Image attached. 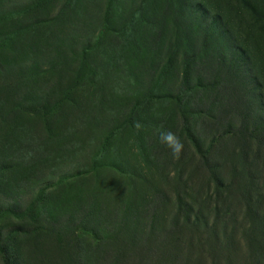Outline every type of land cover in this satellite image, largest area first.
<instances>
[{
  "label": "rangeland",
  "instance_id": "obj_1",
  "mask_svg": "<svg viewBox=\"0 0 264 264\" xmlns=\"http://www.w3.org/2000/svg\"><path fill=\"white\" fill-rule=\"evenodd\" d=\"M110 1L0 0V27L21 32L16 45H4L0 38V264H149L146 260H131L122 249L117 250L126 242L125 233L121 231L117 235L110 225L94 219L93 213L99 209L93 204L92 193L99 190L95 197L102 207L100 212L105 214L109 208L107 198L121 193V187L116 192L109 189V184L116 187L120 181L123 186L125 181L121 182V176L106 171L100 178H90L89 189L80 181L82 172L96 163L98 167L116 166L125 156L130 159L118 139H113L107 152L101 145L108 139L109 131L121 134L123 121L137 115L133 112L134 103L147 94L159 99L175 97L184 84L194 88L199 83L213 86L218 92L226 89L221 91L226 92V98L221 95V103L211 108L214 111L210 115H222L227 125L215 128V124L210 125L207 119L202 121L199 117L192 119L190 126L200 139L203 152L212 134L222 138L227 133L238 134L237 148L255 147L243 161L233 160L245 165L246 171L254 176L258 145L252 141L247 144L245 135L256 131L264 144V0H121L120 9L113 3L111 6ZM65 11L66 20L61 17ZM122 20L127 24L125 30L120 29ZM52 21H56L55 26ZM42 22L46 26L44 32L36 29ZM112 23L117 34L102 37L100 33L112 28ZM73 25L77 26L71 34L77 40L72 44L76 51L89 46L93 54L88 62L95 66L100 81L95 90L102 87L109 97L105 110L97 105L93 107L91 96L96 92L90 95L89 90L94 87L81 88L79 81L74 86L76 79L62 77L64 70L74 71L77 65L71 57L61 64V74L54 73L64 80L60 84L63 87L55 86L51 75L43 74L48 70V60H44L42 51L46 41L49 37L69 36ZM119 35L127 37L129 44L146 60L138 70H130L134 63L131 60L128 63L126 58L118 60ZM105 58L112 60L110 65L102 63ZM161 72L162 81L158 79ZM36 73L43 75L42 79L36 80ZM53 86L57 94L54 100L50 95ZM202 92L197 91V99L203 98ZM189 95L190 98L181 96L182 105L188 106L189 111L192 105L198 114L208 110ZM31 104L39 112L48 108L50 113L35 117L28 116L27 112L22 114L20 108L27 109ZM236 107H240L244 116ZM155 108L151 109L153 124L146 120V112L136 117L153 127L144 131L155 136L146 146L150 156L156 158L161 156L156 141L160 140L158 132L164 127L160 123L163 116L169 126L175 121L176 129L183 123L178 111H173L172 118L171 104ZM220 108L229 113L216 114ZM94 116L99 128L92 125ZM64 124L74 127L57 130V126ZM57 141H62L67 149L73 148V152L62 156L57 151L59 145L53 146V150L52 145ZM45 145L55 154H48ZM186 151L189 153V149ZM260 168L264 172V164ZM262 175H258L259 179ZM260 188L254 187L252 191L247 188L249 197L258 204L254 209L255 223L245 203L240 201L238 209H233L240 224L234 232L240 239L238 253L227 256L229 251L226 255L219 230V237L210 241V247L191 255L186 251V244L181 248L178 240L166 241L165 246L172 250L169 261L173 264H262L261 251L254 260L247 251V236L255 224L264 223V189ZM74 210L77 217L74 221L68 220L67 216ZM214 217L211 215V224ZM222 221L225 222L224 217ZM219 245L220 249L215 251Z\"/></svg>",
  "mask_w": 264,
  "mask_h": 264
},
{
  "label": "trees",
  "instance_id": "obj_2",
  "mask_svg": "<svg viewBox=\"0 0 264 264\" xmlns=\"http://www.w3.org/2000/svg\"><path fill=\"white\" fill-rule=\"evenodd\" d=\"M112 3L116 8L120 9L121 0L110 1L111 6ZM61 17H64L65 20L67 19L66 11L62 12ZM50 23L51 19L47 26ZM124 23L125 21L122 20L119 24L122 30L127 28V24L124 25ZM40 25L42 26H37L36 29L44 32L46 26L44 27L43 22ZM52 25L55 26L56 21H52ZM76 29L77 26L73 25L70 27L69 36L48 38L45 43V48L42 49L44 60H48L46 61V69L48 70L43 74L51 75V81L55 80V86L58 84L63 87L64 85H60L64 83V80L61 78L65 76L66 80L70 78L77 80L74 81V86L79 81L81 88H87L88 86L94 87L92 90H89L91 91L90 95L92 91L96 92L91 96L94 98L92 103L93 107L95 108L97 105L100 110H105L104 107L109 103V97H107V93L103 91L104 89L102 87H98L99 89L97 91L95 90L100 81L95 66L88 62V57H93L89 46L81 51H76L75 45H72L77 42L76 37L73 38L71 36ZM114 30H116V26L112 23V28H105L100 35L105 37L109 33L117 34ZM24 33H28V31L24 30ZM120 35L117 40L119 41L118 47L121 48L119 51L121 53H116L118 60L121 61L126 58L125 63L131 60L134 63L130 66V70H138L139 65L145 64L146 60L144 61L141 53L135 50L132 44H129V41L126 40L128 39L127 37L124 39ZM20 36V30H6L0 27V38L4 42V45L6 43L16 45V43L20 42ZM69 57L76 61L75 64L77 65H75L74 71L71 68L64 70L60 78L56 74L62 73V71H59V68H61V64L64 63L65 59L67 60ZM111 62V59L105 58L102 63L108 66ZM130 70L129 72L132 73ZM57 71L59 72L57 73ZM34 76L36 80H40L43 77L40 73H36ZM162 77L163 72L160 73L158 79L162 81ZM34 83L35 81L33 80ZM222 89L226 91V89ZM222 89L219 91L221 92ZM197 91H200V93L203 91V98H199L198 96L197 99L195 96L198 95ZM225 91L224 94L222 92L220 94L213 86H201V83H199L194 88L184 84L175 97H160L159 99L147 94L134 103L133 112L137 115L146 112V120L150 121L151 124L154 122L151 109H156V105L161 108L166 103L171 104L172 118L175 116L173 111L180 113V122L183 123L180 129L174 127L175 121L172 122V126H169L166 123L168 119L163 116L160 123L164 127L158 132V137H160L161 132L165 131H171L179 137L184 145L179 158L173 156L171 149L161 142V139L156 141L158 144L156 148L160 150L161 156L156 158L155 156H150L146 142L150 141V139L154 141L153 137L155 136L144 130L153 129V127L140 122L136 115L123 121L121 134L115 131H109L108 139L105 138L101 145V149L107 152L111 150L110 144L113 142V139H118V142L122 143L123 148H126L125 150L128 151V157L130 159H127L125 156L123 161L119 159L122 162L121 164L119 162L116 166L107 165L105 167H98V164L94 161L96 163L94 166L82 172L80 181L85 183L86 189L90 187V178H100V176L105 175L106 171L116 172L121 176V182L125 181L123 182V186H121L122 183L120 184V181L117 182L119 185L116 184V187L115 185L112 186L111 183L109 184V189L112 188L116 192H118L116 190L117 187H121V193H117L118 195L116 197L111 196L107 198L109 208L105 214L100 212L102 207L97 202V197H95L99 190L96 189L91 196L95 195L92 197L94 198L93 204L99 209L93 213L95 215V221L98 222L99 220L100 224L110 225L117 235L121 234V231L125 233L124 239L126 242H122L121 248L118 247L117 250L122 249L121 252L131 257V260L135 259L136 262L146 260L149 261V264H173L169 261L172 250L165 246L166 241L173 242L178 240L177 243L181 245V248L184 247L182 244H186L188 247L186 251L191 255L195 252L197 253L199 250L202 252L204 247H210V241L216 236L219 237V230L222 232L223 237V244L221 246H223L226 255L229 251L231 252L227 256H232V254L238 253L240 248V239L234 233L240 228V224L233 209L237 210V205L241 201L245 203L247 212L253 216L254 223L257 220V214L254 212V209L258 208V204L255 201L253 202L248 195L249 190L251 189L252 191L254 187H262L264 189V172L260 168V164H264V144L259 136L256 135V131L251 132L250 136L245 135L247 144L248 141H252L258 145L255 151L257 154L255 163L257 165L254 168L253 176L252 173L249 174L246 171L245 165L234 162L239 159L243 161L242 158L246 154L251 153L255 147L248 148L240 146V149L237 148L239 140L238 134L227 133L224 135V138L221 136L216 137L212 134L211 141L206 147V151L203 152L199 142L200 139L193 132L192 126H190L191 120L193 119L195 121L199 117H201L202 121L207 119L210 125L215 124V128L218 127L221 129V126L227 125L222 115L218 117H212L210 115L211 111H214L211 108L215 104L221 103V95L226 98ZM189 94H191L194 102L197 99L200 105L207 107L208 110L200 111L198 114L194 111L192 105L191 111H189L188 106L182 105L181 97L186 96L190 98ZM50 95L52 100L57 97L54 86L51 88ZM34 106L35 104H31L27 109L21 107L20 109L23 111L21 113L26 114L27 112V115L31 117L37 115L45 116V113H50V109L48 108L43 109V112H39ZM99 108H96V110ZM222 108L216 114L229 113L224 112L226 109L222 110ZM236 109L244 116L240 107H236ZM209 110L210 112L208 113ZM168 111L170 110L168 109ZM89 121L90 119H88ZM92 125L98 127L95 116L93 117ZM57 127V130L60 129L62 131L68 130V128L72 129L74 126L64 124ZM116 127L115 129H117ZM230 144H232V149H229ZM56 145H59L60 150L57 151L62 156L73 152V148L67 149V146L62 141H57V143L52 145V148ZM107 146H109L108 149ZM45 148L48 154H55L50 151L47 145H45ZM187 149H189V153L186 154ZM53 150L55 149L53 148ZM228 170L232 172L228 174ZM169 171H171L173 178L170 177ZM258 175H262V178L259 179ZM227 180H229L228 183L226 182ZM248 186L250 187L249 190H247ZM69 200H67V203H69ZM99 200L101 199L99 198ZM70 208L73 210L72 207ZM229 211H233V213L231 214ZM102 215H106L107 217L103 218ZM211 215L215 216L212 224L210 220ZM226 216H228V219H226ZM67 217L69 218L68 220L71 219L74 221L77 217L75 216V210ZM223 217L225 222L222 221ZM229 231L230 233L227 234ZM155 234L160 235L156 237ZM242 238L244 239L243 236ZM247 238L249 239L247 251L252 255V260L257 259L256 255L260 251V256H263L264 259V223L261 222L260 225L255 224ZM219 249L220 245L219 248L216 247L214 250L218 251ZM215 253H213V257H215ZM197 262H200V260ZM262 264H264V260Z\"/></svg>",
  "mask_w": 264,
  "mask_h": 264
},
{
  "label": "clouds",
  "instance_id": "obj_3",
  "mask_svg": "<svg viewBox=\"0 0 264 264\" xmlns=\"http://www.w3.org/2000/svg\"><path fill=\"white\" fill-rule=\"evenodd\" d=\"M160 139L171 149L173 156L179 158L184 147L179 137L171 131H165L161 132Z\"/></svg>",
  "mask_w": 264,
  "mask_h": 264
}]
</instances>
